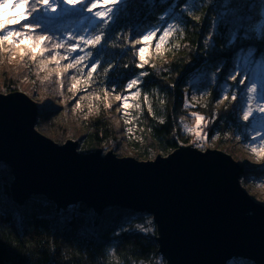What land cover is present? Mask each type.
I'll return each instance as SVG.
<instances>
[{
	"label": "trees",
	"instance_id": "obj_1",
	"mask_svg": "<svg viewBox=\"0 0 264 264\" xmlns=\"http://www.w3.org/2000/svg\"><path fill=\"white\" fill-rule=\"evenodd\" d=\"M95 1L48 14L43 0H19L6 31L0 30L1 50L26 47L44 61L40 70L28 63L0 86L1 94L19 89L38 99L36 129L42 135L60 145L77 141L80 153L122 157L128 145L137 159H147L152 150L168 155L188 143L177 117L186 99L205 120L216 112L213 126L221 116L234 119L240 102L230 105V94L221 100L220 87L228 85L239 54L250 52L254 64L264 63V34L256 39L246 31L258 21L259 4L247 9L241 1L250 6L253 0H122L94 16ZM222 10L237 11L242 23ZM146 45L151 53L144 65ZM204 70L219 75L220 83L200 100L189 82ZM133 93L141 101V132L129 142L118 109ZM12 179L0 162V264H166L157 234L134 226L145 214L108 206L97 215L84 204L57 210L41 196L20 205L11 199Z\"/></svg>",
	"mask_w": 264,
	"mask_h": 264
},
{
	"label": "water",
	"instance_id": "obj_2",
	"mask_svg": "<svg viewBox=\"0 0 264 264\" xmlns=\"http://www.w3.org/2000/svg\"><path fill=\"white\" fill-rule=\"evenodd\" d=\"M37 118L25 94H0V162L15 203L41 196L57 210L84 204L97 215L109 206L151 216L166 264H264V206L242 190L244 170L229 155L181 144L148 161L80 153L77 141L42 135Z\"/></svg>",
	"mask_w": 264,
	"mask_h": 264
},
{
	"label": "rangeland",
	"instance_id": "obj_3",
	"mask_svg": "<svg viewBox=\"0 0 264 264\" xmlns=\"http://www.w3.org/2000/svg\"><path fill=\"white\" fill-rule=\"evenodd\" d=\"M43 1L44 8L46 9L45 11L48 14H55L59 11H68L77 7L80 1L84 2V0ZM120 1L122 0H96L95 3L92 4V7H94L92 15H102L110 6L116 5ZM229 1L223 4V7L225 6L224 9H227V5L230 3ZM248 2L249 1H241V5H243V7L246 6L248 9L253 5L256 7V5L259 4L260 8L256 10V19H258V21H256L254 25L248 24L246 31L249 34L252 33L256 39H261L264 34V0H253L252 3H249L250 6H248ZM233 5L235 8V6L237 7L239 5V2L234 3ZM18 8L19 0H0V30L6 31L5 28L8 27V17L15 15ZM227 13H229V15L232 14L237 23H242L237 11L231 13L230 10L228 12L222 10L220 15ZM1 47L2 46H0V48ZM150 53L151 47H149V45L142 48L141 58L144 65L147 63V58ZM251 55L250 52L244 53V55L239 54L234 61L235 69L232 70L233 72H231L225 80L226 82L228 81V85L226 83H221V100L225 99L226 95L230 94V105L235 104L236 101L240 102L237 106V114L234 119L231 118L228 123V118H222L221 116V120L217 123V126H213L212 123L216 117L217 121L219 119L218 114L215 112L212 120H205L199 113H195L193 110L194 108L190 105L188 99H186L184 106L181 108V115L179 114L177 117L181 124L180 128L182 129V133L184 137L187 138L186 142H188L183 145H192L193 148L200 151H206V149L219 150L226 155H229L230 158L244 170V173L240 178V181H242V184H240L242 190H244L254 202L264 206V165H262V163H253L252 158L249 155V151L257 149L258 146H260V148H258L259 150L264 151V140H260L258 146L253 145L254 143L251 141H246L254 136V129L259 128L264 131V115H261V110L264 105V63L259 62L254 64ZM40 59L42 58L31 53L26 47L11 48L5 45L2 50L0 49V86L3 80L7 81L8 76L10 77L12 74L16 73L14 71L27 69L28 63L35 67L38 66V69L40 70L41 64L44 63V61ZM262 60L264 59H261L260 61ZM218 76L219 75L215 72L209 70L207 72L206 70L198 72L195 76H192L189 84L192 86L193 93H200L201 100L203 96H206L203 94H207L209 88L217 87L218 83H220V78ZM29 81H27L26 87L30 90L31 87ZM19 92L26 94L24 91L18 89V93ZM190 96V100L192 101H195L197 98V95ZM29 98L36 103L38 102V99L34 96H30ZM125 99V101L123 100L119 104L118 110L121 120L125 123L126 130L128 131L127 141L130 142L136 140L138 135L140 138L141 130L138 126L141 123V110L139 109L141 101L138 98V94L134 93ZM145 101H147L146 98ZM219 103L222 104V102ZM227 107L228 105L226 108ZM225 113H227V110ZM112 144L114 147L117 146L115 143ZM236 148H238L237 152L240 154V157L235 153ZM125 151L127 154L122 157H132L137 161L154 160L157 154H159V156H166L163 153H157L152 150L147 159H137L131 154L133 150L128 145H125ZM107 152L108 151H102L101 153L105 155ZM252 166L257 169L261 168L262 170L258 172H255L254 170L253 172L251 169ZM145 216L146 217L141 224L137 223L134 224V226L144 234L155 235L157 229L153 223L152 217L146 214ZM230 264L252 263L243 259H235L230 261Z\"/></svg>",
	"mask_w": 264,
	"mask_h": 264
},
{
	"label": "bare ground",
	"instance_id": "obj_4",
	"mask_svg": "<svg viewBox=\"0 0 264 264\" xmlns=\"http://www.w3.org/2000/svg\"><path fill=\"white\" fill-rule=\"evenodd\" d=\"M263 100H264V95H263ZM261 115H264V105H263V108L261 110ZM254 130H255L254 136L250 137L246 141H251V142L254 143L253 145H257L258 146L259 145L258 142L260 140H264V131H262L259 128L254 129ZM258 148H260V146H258L257 149H255V150L249 151V155L252 158V162L253 163H256V164L262 163V165H264V151L263 150H259ZM235 151H236L235 152L236 155L240 157V154L237 152L238 148H236ZM251 169L253 170V172H254V170H255V172H258V171L262 170L261 168L257 169L254 166H252ZM239 182H240V184H242V181L239 180Z\"/></svg>",
	"mask_w": 264,
	"mask_h": 264
}]
</instances>
